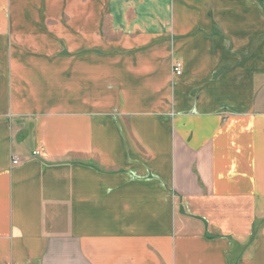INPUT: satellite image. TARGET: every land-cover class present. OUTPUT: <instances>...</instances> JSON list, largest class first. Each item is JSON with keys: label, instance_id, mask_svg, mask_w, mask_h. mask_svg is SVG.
I'll return each instance as SVG.
<instances>
[{"label": "crops", "instance_id": "0c3cea01", "mask_svg": "<svg viewBox=\"0 0 264 264\" xmlns=\"http://www.w3.org/2000/svg\"><path fill=\"white\" fill-rule=\"evenodd\" d=\"M0 264H264V0H0Z\"/></svg>", "mask_w": 264, "mask_h": 264}, {"label": "built area", "instance_id": "2783aa9c", "mask_svg": "<svg viewBox=\"0 0 264 264\" xmlns=\"http://www.w3.org/2000/svg\"><path fill=\"white\" fill-rule=\"evenodd\" d=\"M173 72L176 75H180L181 74V69L180 66L178 64H175V66L173 67ZM33 155H38L37 152H34ZM18 164V160L16 158L12 159V165H17Z\"/></svg>", "mask_w": 264, "mask_h": 264}, {"label": "rangeland", "instance_id": "374dc122", "mask_svg": "<svg viewBox=\"0 0 264 264\" xmlns=\"http://www.w3.org/2000/svg\"><path fill=\"white\" fill-rule=\"evenodd\" d=\"M63 19V18H62ZM61 23L63 24V22L61 21ZM178 64V63H177ZM180 66V64H178ZM181 68V67H180ZM12 163V162H11ZM15 166V165H14Z\"/></svg>", "mask_w": 264, "mask_h": 264}]
</instances>
